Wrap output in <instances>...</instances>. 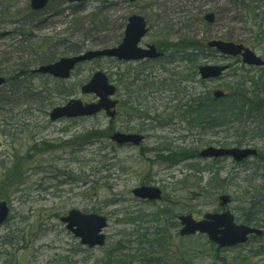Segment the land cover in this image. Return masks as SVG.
Listing matches in <instances>:
<instances>
[{
	"label": "rangeland",
	"instance_id": "rangeland-1",
	"mask_svg": "<svg viewBox=\"0 0 264 264\" xmlns=\"http://www.w3.org/2000/svg\"><path fill=\"white\" fill-rule=\"evenodd\" d=\"M246 1L254 7L252 18L243 10V2L236 0H90L81 4L60 0L39 11L31 8V0H0V78L7 81L0 88V203H7L11 212L0 226V264H101L118 246H127L121 255L135 257L146 250L161 263L177 264L173 252L186 245L179 236L178 217L188 214L197 221L228 211L238 225H248L252 217L259 223L256 228L264 229V136L246 137L243 149L257 150L258 157L245 163L201 158L207 148L236 149L241 138L233 130H190L175 113L182 96L171 91L154 93L160 82L169 79L180 86L172 71L175 67L166 71L158 65L146 70L137 63L105 58L80 66L63 82L34 72L62 58L115 49L135 15L148 25L142 48L184 39L207 46L211 40L233 36L261 56L255 36L264 31V0ZM209 13L216 15L213 24L205 21ZM202 64L231 68L221 80L205 86L189 82L191 92L228 91L235 80L251 87L248 78L261 75L260 69L246 66L241 58L217 53H207ZM144 70L146 75L152 73L145 85ZM97 71L107 74L119 90L113 123L105 114L51 122L54 108L72 99L93 101L80 89ZM249 124L251 119L245 126L255 127ZM93 130L107 133L108 139L87 136ZM119 131L142 134L146 140L141 147H118L110 137ZM164 148L196 153L190 160L172 164L160 160L170 155ZM143 185L159 188L165 199L154 204L137 200L132 191ZM222 196L230 198L226 208L221 206ZM169 205L176 207L172 213L176 218L172 214L159 220L150 217ZM73 210L108 218L103 248L82 247L66 230L60 218ZM145 233L148 238L162 237L166 252H172L165 254L157 246L152 252L147 243L139 244ZM263 246L264 237H252L246 245L219 251L206 236L198 235L190 242L193 258L187 262L264 264V255L258 254ZM77 249L82 250L73 251ZM135 260L140 264L141 258Z\"/></svg>",
	"mask_w": 264,
	"mask_h": 264
},
{
	"label": "water",
	"instance_id": "water-1",
	"mask_svg": "<svg viewBox=\"0 0 264 264\" xmlns=\"http://www.w3.org/2000/svg\"><path fill=\"white\" fill-rule=\"evenodd\" d=\"M31 7L35 11L44 9L50 0H31ZM56 1V0H53ZM67 2L81 3L88 0H66ZM215 20L214 14H209L206 17L207 22L213 23ZM127 30L125 33V40L115 50H105L103 52H90L83 54L82 56L73 57L70 59L63 58L60 62L52 64L50 66H42L37 72L40 74H46L54 76L58 79H69L73 70L77 65L84 62L93 61L95 58H118L120 61H137L150 59H158L162 57V54L157 52L156 47L149 46L145 51L138 47V44L143 38L146 37L148 32L147 25L144 19L135 15L129 19ZM210 48L217 49L221 54L228 56H242L243 62L248 66L264 67V61L258 57L255 53L251 52L244 45L239 46L234 43H225L212 41L209 43ZM228 66H202L199 69V76L204 80L218 79L223 76V73L227 71ZM88 84L82 89L83 94H92L97 96L98 103L91 105H84L79 100H72L66 106L62 108L54 109L51 113L52 122L69 118L76 119L92 117L101 113V111L108 112V115L114 118L116 112H111L115 109L118 102L112 101L110 98L116 95L117 90L109 83L107 76L102 72H97L90 80ZM5 79L0 78V87L4 86ZM214 97L217 99H223L224 94L222 92H215ZM113 141L118 144H126L133 142L136 145H140L142 137L140 136H126L124 134H116L113 137ZM202 157L207 158H226L231 157L236 162H242L249 157L257 156V152L252 149H232L221 150L208 148L202 153ZM134 195L141 200L156 201L162 198L161 191L156 188L143 187L134 191ZM222 205H228L230 201L227 197L221 198ZM9 208L7 203H0V226H2L8 216ZM61 221L67 224V230L71 231L77 239L81 241L83 246H87L89 249L95 247H103L106 243V237L103 231L108 226V219L104 216L96 214L86 215L82 212L71 211L67 217L61 218ZM181 225L184 227L180 235L181 237L194 236L198 232L204 235H208L209 239L217 244L219 248H230L246 244L251 235L262 236L263 231L250 228L245 225L238 226L235 224L234 216L229 212L208 214L201 221H195L192 216L186 215L180 218Z\"/></svg>",
	"mask_w": 264,
	"mask_h": 264
},
{
	"label": "trees",
	"instance_id": "trees-1",
	"mask_svg": "<svg viewBox=\"0 0 264 264\" xmlns=\"http://www.w3.org/2000/svg\"><path fill=\"white\" fill-rule=\"evenodd\" d=\"M237 2H243V10L246 12L247 16L250 18L254 17L255 10L254 7L247 4L246 0H236ZM240 5V4H238ZM225 40H235L232 37L224 38ZM255 41L259 44H256L261 47L262 57L264 58V46L262 43L264 42V31L256 32ZM238 42V41H236ZM162 51H166L167 58L165 60L166 66L174 65V72L178 77V83L184 85V88L181 89L180 86L175 85L173 81H170L168 84L165 82H160V86L168 88V91L176 92L182 98H178L177 108H175L176 115H179L180 119H183L187 122V125L191 130L193 128H199L203 131H234V135H239L241 138L240 141L236 142L237 147H243L244 141L247 139L246 137L252 138L256 133H260L261 136H264V70L261 71L262 75H259L256 79L255 77L249 78V82L252 84L251 87H248L247 82L239 83L235 82L228 86V92L226 97L221 100H217L211 96L209 93H198L195 90L192 92L189 90L185 84L188 82L199 83L201 86H205L204 81H199L197 78V69L201 66V63L205 59V54L207 50L202 45V43L195 42V40H181L175 44L161 45ZM150 74V73H149ZM143 76H146V73H142ZM137 80V77L134 78ZM16 81H19L15 79ZM133 83V82H132ZM131 84V83H127ZM164 89H159V91L154 92L158 93L163 91ZM181 90V91H180ZM140 94L141 91L139 90ZM129 95V94H128ZM138 98V97H136ZM131 97L128 98V103L132 102ZM127 103V104H128ZM127 104H124L127 107ZM251 126H255L253 129H248L246 122H250ZM113 123V122H111ZM5 132V130H3ZM5 135L9 136V133H5ZM93 136L94 139H107L108 134L99 131L93 130L87 134ZM252 135V137L250 136ZM255 138V137H254ZM236 147V148H237ZM225 148V147H221ZM170 154L166 158H160V160L168 161L173 163L184 162L186 160H190L195 155V151H187L185 149H177V150H169L166 149ZM161 160V161H162ZM176 207L169 205L167 209L158 210L151 217L159 219L165 217L166 215H170L173 213ZM171 209V210H170ZM173 216V214H172ZM168 217V216H166ZM173 218H176L173 216ZM137 220H142V217H137ZM249 226L255 225V227H259V223L254 221V218H250L246 222ZM176 225V224H175ZM178 225V223H177ZM160 232V230H159ZM158 232V233H159ZM138 240V243L144 246L146 243L151 247L152 252L156 251V246L161 249L162 252H166L164 246V239L162 237L158 238H148L145 235L141 236ZM154 239L152 242L151 240ZM191 240H187L184 243H187L185 246H181L178 248L177 252H173L174 258H178L177 264H191V261L187 262L188 258H193L191 251H189ZM131 244H129L130 246ZM138 247L140 245H137ZM140 246V247H142ZM124 248L127 246H118L114 247L113 252H109L106 256L105 260L101 264H136L138 263L136 258H141L140 264H161V259H155L150 255V252L146 250L138 254V256L134 255H121V252L124 251ZM138 251H141L138 249ZM172 251H167L165 254H170ZM260 256L264 255V246L258 252ZM172 259V258H171ZM173 264V263H171Z\"/></svg>",
	"mask_w": 264,
	"mask_h": 264
},
{
	"label": "flooded vegetation",
	"instance_id": "flooded-vegetation-1",
	"mask_svg": "<svg viewBox=\"0 0 264 264\" xmlns=\"http://www.w3.org/2000/svg\"><path fill=\"white\" fill-rule=\"evenodd\" d=\"M148 46H149V45L147 44L146 48H147ZM155 47L157 48V51H160V48H159L160 46H159V45H158V47H157V46H155ZM146 48H143V49H146ZM148 62H149V66H148V67H151V66H152V67H156V66L158 67V65L161 64V61H160V62H159V61L157 62V61H150V60L144 62V64H147ZM129 63H130V62H129ZM76 69H78V67H77ZM76 69H75V70H76ZM58 81H59V80H58ZM117 90H118V89H117ZM118 92H119V90H118ZM118 92H117V93H118ZM116 96H117V95H116ZM93 97H94V96H93ZM96 101H97V99L94 97V98H93V101H92L91 103L88 102V103H84V104H85V105H86V104H92V103H96ZM118 107H119V104H118ZM103 114H104V112H102V114H100V115H103ZM125 134L130 135V134H133V132H129V133H125ZM145 140H146V137H144V141H145ZM139 188H140V187H139ZM136 199H137V198H136ZM137 200H138V199H137ZM139 201H140V200H139ZM146 202H149V201H146ZM149 203L154 204V203H152V202H149ZM158 210H163V209L160 208V209H158ZM158 210H157V211H158ZM157 211H156V212H157ZM154 213H155V212H154ZM154 213H153V214H154ZM153 214H151V215H153ZM151 215H150V217H151ZM152 218L155 219V216L152 217ZM162 218H164V217H162ZM162 218H159V219H162ZM159 219H158V220H159ZM175 224H177V220H176ZM65 225H66V224H65ZM66 230H67V226H66ZM67 231H68V230H67ZM73 236H74V235H73ZM74 237H75V236H74ZM80 245H81L82 247H84L81 243H80ZM85 248H86V247H85ZM87 249H88V248H87ZM81 250H82V249H81ZM81 250H80V249H77V250H73V251H76V252L79 253ZM165 263H166V262L161 263V264H165Z\"/></svg>",
	"mask_w": 264,
	"mask_h": 264
}]
</instances>
